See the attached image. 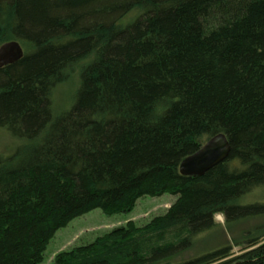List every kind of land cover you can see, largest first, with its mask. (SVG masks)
Segmentation results:
<instances>
[{
	"label": "trees",
	"instance_id": "1",
	"mask_svg": "<svg viewBox=\"0 0 264 264\" xmlns=\"http://www.w3.org/2000/svg\"><path fill=\"white\" fill-rule=\"evenodd\" d=\"M132 10L137 13L124 22ZM0 128L24 139L0 155V264H40L73 218L176 200L56 254L57 264H264V221L191 255L221 212L264 218V0H0ZM89 58L71 105L52 93ZM223 132L229 156L204 174L181 161Z\"/></svg>",
	"mask_w": 264,
	"mask_h": 264
},
{
	"label": "rangeland",
	"instance_id": "2",
	"mask_svg": "<svg viewBox=\"0 0 264 264\" xmlns=\"http://www.w3.org/2000/svg\"><path fill=\"white\" fill-rule=\"evenodd\" d=\"M136 13L137 10L130 11L123 21L130 20ZM88 60L89 58H85L77 62L68 70L67 76L55 85L52 93L54 113H60L74 101L80 85V70ZM23 142L24 139L14 135L7 128H0L1 156L12 153ZM176 198L177 195L170 192L160 195L146 194L138 198L131 210L115 213H107L100 207L93 208L73 218L66 226L57 231L49 242L45 258L40 264H57L55 257L61 250L91 241L96 236L103 234L113 227L125 224L129 220L145 223L154 215L166 211ZM255 199H264V190L253 192L245 197L244 200L250 201ZM215 221L216 226L212 230L203 233L194 247L184 254L185 256L226 242H232L234 250L238 252L240 246L234 242L241 238L245 230L261 223L264 221V218H248L228 224L225 215L219 212L215 214Z\"/></svg>",
	"mask_w": 264,
	"mask_h": 264
},
{
	"label": "water",
	"instance_id": "3",
	"mask_svg": "<svg viewBox=\"0 0 264 264\" xmlns=\"http://www.w3.org/2000/svg\"><path fill=\"white\" fill-rule=\"evenodd\" d=\"M25 53L23 45L17 39L0 44V66L20 59ZM231 151V143L223 132L210 137L198 150L187 155L180 164L185 174H204L215 164L225 160Z\"/></svg>",
	"mask_w": 264,
	"mask_h": 264
}]
</instances>
